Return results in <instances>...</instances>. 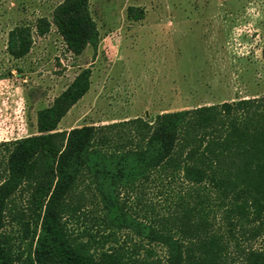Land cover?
I'll use <instances>...</instances> for the list:
<instances>
[{
	"label": "trees",
	"instance_id": "16d2710c",
	"mask_svg": "<svg viewBox=\"0 0 264 264\" xmlns=\"http://www.w3.org/2000/svg\"><path fill=\"white\" fill-rule=\"evenodd\" d=\"M90 6L62 0L9 52L55 28L82 55ZM91 78L38 111L39 134L0 142V264H264V95L55 132Z\"/></svg>",
	"mask_w": 264,
	"mask_h": 264
},
{
	"label": "rangeland",
	"instance_id": "374dc122",
	"mask_svg": "<svg viewBox=\"0 0 264 264\" xmlns=\"http://www.w3.org/2000/svg\"><path fill=\"white\" fill-rule=\"evenodd\" d=\"M61 1L0 0V142L39 134L38 111L84 69L90 90L55 132L264 95V0H91L97 32L82 55L53 28L12 56L11 33Z\"/></svg>",
	"mask_w": 264,
	"mask_h": 264
}]
</instances>
